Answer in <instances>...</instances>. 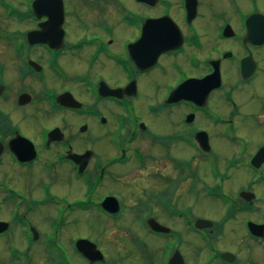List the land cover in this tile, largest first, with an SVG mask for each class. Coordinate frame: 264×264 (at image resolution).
Segmentation results:
<instances>
[{
	"label": "flooded vegetation",
	"instance_id": "obj_1",
	"mask_svg": "<svg viewBox=\"0 0 264 264\" xmlns=\"http://www.w3.org/2000/svg\"><path fill=\"white\" fill-rule=\"evenodd\" d=\"M248 125L264 131V0H0V264H259L264 231L249 223L264 219L248 214L264 202V163L250 162L264 135ZM161 148L170 188H127L118 172L148 171ZM242 165L258 176L231 187ZM85 216L91 235L70 237ZM97 216L132 225L124 253L103 249Z\"/></svg>",
	"mask_w": 264,
	"mask_h": 264
},
{
	"label": "rangeland",
	"instance_id": "obj_2",
	"mask_svg": "<svg viewBox=\"0 0 264 264\" xmlns=\"http://www.w3.org/2000/svg\"><path fill=\"white\" fill-rule=\"evenodd\" d=\"M164 81L165 80H163V82ZM170 83H172V82H170ZM165 84L167 85L169 83H167L165 81V83H163L162 85H165ZM162 93H164V91ZM146 120L151 123L153 128L156 130V133L162 131L161 130L162 128L157 126V124L153 121V118H148L147 117ZM152 126H151V128H152ZM154 129H153V132L155 131ZM165 129L166 130H170V128H167V127H165ZM247 129H251V130L254 131V132H252V135L253 134H255L256 136L264 135V131H259V129L255 125H248ZM218 146L221 148V154L222 155H230L231 151L234 149V148H230V150H228L226 148H223L219 144H218ZM175 148H177V147H175ZM178 149H180V148H177V149H174V150L172 149L171 152H172L173 155H175L179 159H183V158L184 159H188L187 157L190 156V153L192 154V151L190 149L182 150V152H180ZM160 150H161L160 152L158 150H154V152H152V149L150 150L151 154L152 155L154 154L155 157L149 161L150 169H148V171H144L142 168L136 167L137 165L134 166V165L130 164V165H128V167H124L123 170H120L118 172V174L121 175L120 177L122 179H125V181H127L129 183L130 187H127V188L134 187L135 185H136V188H139V190L141 189L140 188L141 186L145 187V188H148V189H152V188L153 189L170 188V185L167 182H165V180H168L169 178L176 179L178 177V175H177L178 173L175 174L176 172L174 171V167H173V164H172V161H171L172 158H170V153L171 152L169 154H167L165 152V150H163L162 148ZM253 152H251V154ZM106 157H107V155H106ZM154 161H155V164H153ZM154 166H155V168L158 169L157 172L153 171V167ZM245 166L246 165H242L238 170L234 171V174L238 178L235 179L233 184H231L232 181L231 182L229 181V183H227V184H231V187L234 186L235 188H237V187H246L247 183H249L250 179H256V176H258V175H255V173L250 172V170H248L247 167H245ZM155 173L161 174L163 179L159 175L155 179L154 178V174ZM136 180H138V181H136ZM209 182H210V184H212L211 181H209ZM109 185H110L109 182L105 183V184H102L101 187H100V192H101V189H103L105 192L109 191V189H108ZM198 187H201V184H199ZM263 188H264V186H263ZM55 189H56L55 192L58 191L59 193H61V190L58 188V186L55 185ZM73 195H77V193L74 191ZM38 196H41V192L38 194ZM259 207L260 208H259L258 211H255L253 213H249L248 217L253 218V219H257L258 221L264 219V202L260 203ZM215 210H216V207H212V210H209V211L207 210L204 214L206 216H208L209 218L220 219L221 216H222V214H221L222 212L218 211L216 213ZM159 212L161 213V210ZM46 214L50 215V216L53 215L52 212L46 213ZM245 216H247V215L238 216V219L236 221V225L239 227V232L236 233L237 234L236 235V240H237L239 246L242 249H243V246H245V240H244V237H243L244 236V231H243V225H242V222H243V219H244ZM79 217L80 216H78V218ZM96 218H99L102 221V223L104 224L103 227H98L100 221H97ZM96 218L94 219L95 222H96V225H97L96 232L98 231L96 236H98V238L100 240V243H101V246L103 247V249L110 253V257H115L117 255H120V254L124 253L123 244L125 243V240L123 238V235H124L123 232L128 227L132 229V225L130 223L126 222V221H121V222L117 221V223H113V222H105L102 218H100L98 216ZM81 220L82 221L78 223L79 224L78 226L75 225L76 226L74 228L75 230H73L71 233L69 232V236L70 237L73 238V237H75L76 234L79 235V233L81 235H88V234L91 235L90 229L86 225H84L88 221L91 222V220L89 218H87L86 216L85 217H81ZM38 221H39V224L41 225L42 228L46 227L45 224H42L40 222L39 218H38ZM104 229H105V232H104ZM66 237H68L67 234H66ZM230 239L231 238H227V239H224L222 241V243H221V248L222 249H229V248L231 249V247L232 248L235 247L234 245H231V240ZM152 244L153 243L150 244V247L148 248V251L150 249V251H152V254H153V253H155V249L154 248L163 246L164 242L163 241L154 242V248H153ZM127 245L130 246V243H128ZM161 253H162V251L160 252L159 256L161 255ZM241 254H242L243 259H247L248 258V257H246L247 254H246V252L244 250H242ZM252 259H254L259 264H264V250H262L261 248H258V252H255V255L252 256ZM247 261L249 263H251L249 259H247ZM137 262L143 264V262L140 261V260H137ZM134 264H137V263H134Z\"/></svg>",
	"mask_w": 264,
	"mask_h": 264
},
{
	"label": "water",
	"instance_id": "obj_3",
	"mask_svg": "<svg viewBox=\"0 0 264 264\" xmlns=\"http://www.w3.org/2000/svg\"><path fill=\"white\" fill-rule=\"evenodd\" d=\"M207 78L202 80H194L189 82H184L181 85H179L169 96V102H178L180 100H188V93L192 92L190 89H194L193 93L196 94L199 91H202L206 88ZM120 91V90H119ZM119 91H111L112 95H115L116 93H119ZM189 91V92H188ZM264 161V148L261 149V151L257 154V156L253 159L252 163L253 165L259 167L260 164ZM251 229L254 233L260 234V230L262 232L264 231V226H258V225H251ZM82 245L89 244L86 241L81 242Z\"/></svg>",
	"mask_w": 264,
	"mask_h": 264
}]
</instances>
